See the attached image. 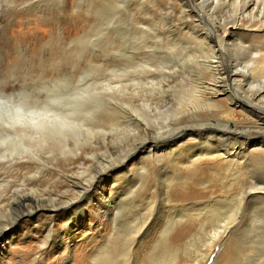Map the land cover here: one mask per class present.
Wrapping results in <instances>:
<instances>
[{
  "label": "rangeland",
  "instance_id": "rangeland-1",
  "mask_svg": "<svg viewBox=\"0 0 264 264\" xmlns=\"http://www.w3.org/2000/svg\"><path fill=\"white\" fill-rule=\"evenodd\" d=\"M183 1L0 0V100L17 102L26 97L29 98L28 102L36 99L42 103L70 84L69 88L74 85L85 86L88 91L100 96L112 94L115 97L114 105L128 110L125 101H121L128 96L120 88L110 89L106 84L129 86L128 80L144 75L137 65L142 61L140 47L149 38L141 30L153 33L157 38V46L186 45L197 18L183 20L180 14ZM254 4L259 7L255 5L257 12L264 7V0H252L247 11H251ZM214 6L219 19L228 22L234 16L233 0L218 2ZM197 10L204 12L210 11V8L204 4L198 6ZM185 11L189 12L188 9ZM247 20H237L235 27L228 25L231 34L227 42L231 47L236 40L243 39L246 32H251L249 41L261 44L262 56L255 63L259 66L264 62V30L252 32L256 30V25ZM197 30H201V27H197ZM171 37L173 40H167ZM149 41L152 42L151 39ZM152 44L156 47V44ZM255 56L253 50L243 56L241 65L234 67L232 64L231 68H237L235 73L238 76L247 77L245 68L253 66L252 59ZM261 71V68L254 70L256 82L252 85L256 87L264 80ZM186 80L188 78L185 77L182 82L185 85L188 84ZM240 85L248 91L247 85ZM219 101L221 107L232 106L223 96ZM90 102V99L86 101L89 105ZM234 111L236 118L251 121L239 125L248 135L256 136L261 132L259 128L262 126L263 114L260 113L259 118H251L238 107ZM220 112V109L216 110L217 114ZM109 122L100 121L99 125L108 129ZM168 122L170 127L187 123L174 121L172 116H169ZM160 127H166L162 120L151 122L146 126L148 135L167 133L168 129L162 131ZM112 133L113 139L97 135L93 150L84 157L86 164L82 167L77 163L72 164L71 172L65 170L66 164L62 159L42 164L41 169L37 168L33 160L11 161L15 162L11 167L6 162V165L0 163V225L11 222V227H7L0 238V264H91L95 259L94 254L101 253L99 251L104 243L109 242L112 247L116 245L120 249L122 240L129 238L126 232L128 225L123 224L121 213L118 219L122 220L119 225H123V228L120 230L118 227L115 231L109 220L110 214L103 217L100 206L108 204L109 190L114 192L110 197L113 199V202H109L110 207L125 198L126 207H130L128 203L133 202L138 210L129 209L138 212L136 216L129 214V221L141 227L131 245L129 264H160L157 261L160 253H166L165 256L171 259L166 264H196L195 258L208 249V238L214 226L208 219L211 216L210 209H200L208 205L210 198L228 204V199L237 197L240 185L245 181L244 167L208 158L189 164L194 155L185 153L184 149L188 147L184 146L197 142L196 136H184L175 144L162 147L154 157L140 150L127 161L123 158L145 132L141 135L134 130L122 139L121 132ZM241 149L238 154L240 160L246 161L251 168L259 167V162H264V153H258L251 147ZM118 162V170L114 175L104 178L102 194L100 191L93 193L92 202L83 200L78 207L54 215L46 213L48 211L44 209L20 215L27 207L19 204L18 196L29 195L32 198L30 205L34 206L37 199L45 204H50L48 201L51 200L67 201L75 198L79 191L82 193L103 165ZM126 187L138 191L130 197ZM151 199L155 201L152 212ZM231 205L227 208L233 210L236 204ZM237 213L240 219L236 227L214 241L202 264H264V202L248 198ZM149 214L152 216L149 217ZM143 218L144 224L141 223ZM171 219L175 223L167 234V245H164L159 240L165 224ZM218 229L221 230V227ZM46 240L48 243L44 244ZM120 263L121 260H118Z\"/></svg>",
  "mask_w": 264,
  "mask_h": 264
},
{
  "label": "bare ground",
  "instance_id": "bare-ground-1",
  "mask_svg": "<svg viewBox=\"0 0 264 264\" xmlns=\"http://www.w3.org/2000/svg\"><path fill=\"white\" fill-rule=\"evenodd\" d=\"M207 1L209 0L183 1V9L180 12L183 20L193 17L197 18V24H194L193 28H191L192 35L187 37L188 42L185 46L170 45L171 47L166 46L164 48L159 46L160 44L157 46V38H155L153 33L141 30L143 34H146L156 44L155 47L148 39L140 47L142 48V61L137 66L144 75H142V78L137 77L128 80L130 82L129 86L121 83L115 84V86L106 84L110 89L120 88V91L128 96L126 99H121V101H125L129 108H127L128 110H123L122 107L117 108L113 103L115 97L112 94L100 96V94H95L96 92L88 91L85 86L74 85V87L69 88L71 87L70 84L57 92L52 99L42 103H39L36 99L28 102L29 98L25 97L24 99H18L17 102L8 100L9 106L0 105V163L5 164L6 162L8 167H11L16 161L33 160L37 164V168L41 169L42 164L62 159V162L66 164L65 170L71 172L72 164L77 163L81 167L86 164L84 157H87L93 150V143L97 135L101 134L103 138L109 137L113 139L114 133L112 132L118 131V133L121 132L120 138H127L131 134L130 132H134V130L139 134L141 133V135L145 132L146 135L144 133L143 137L135 141L136 143L133 144L131 152L123 158L128 159L127 161L133 158L140 150H145L147 155L154 157L162 147L169 144L173 145L184 136H196L197 142L184 146V148L188 147L184 149L185 153L188 152V154L194 155L189 164L192 165L195 161L208 158L223 160L228 165H242L244 167L243 175L245 181L243 180L244 182L240 185L237 197L228 199L230 200L226 202L228 204L213 198H210L207 202L208 205L201 204V206L204 205V208L200 210L210 209L211 216L208 219L210 223H214V226L212 227L213 232L208 238L210 239L207 243L208 249L203 255L199 254L200 257L195 258L196 264L204 262L217 238L228 234L229 230L232 232L236 227L237 221L240 219L237 211L241 210L242 205L248 198L256 199V202H264V172L261 171V168L264 169V162H259V167L251 168L249 164L245 163L246 161L240 160L238 156L241 148L246 150L251 147L258 153H264V106L262 105L264 102V80L257 87L252 85L253 82L254 84L256 82L254 77L255 69H263L261 76L264 77V62L256 66V59L262 56L261 44L257 42L254 45L249 41L251 40V32H246L244 38L236 40L231 47H229L227 42V38L231 34V29L228 25L237 26V20L248 19L249 23H254V26L256 25V30L252 31L254 33L255 31L264 30V7L262 6L259 10L258 5L254 4L252 10L247 11L252 0H233L235 6L234 16L226 22V19L221 20L217 17L218 14L215 15L214 5L227 0H211L210 3H207ZM189 2L190 4H188ZM204 4L210 8V11L198 12V6ZM255 5L259 10L257 12ZM185 9H188L189 12L186 13ZM146 21L144 25H146ZM197 27H201V30H197ZM167 40H173V38L171 37ZM157 41L159 42L160 40ZM253 50L256 55V58L252 59L253 66L250 64L251 66L248 68L243 67L247 77L238 76L235 73L237 68L231 67L241 65L243 56L249 55ZM174 59L177 61L175 62ZM185 77L186 79L188 78V81L186 80L188 82L187 85L182 83ZM240 83H243L244 86L247 85L248 91L243 90ZM168 92H170L169 97L171 99L167 96ZM222 96L229 101L232 105L231 108L221 107L219 98ZM89 99L92 100L90 105L86 103ZM17 106L23 110L28 122L23 124L14 122L12 109ZM236 107L247 113L251 118H259V115L263 114L262 126L259 128L261 132H258L259 134L250 136L244 128L239 127V125L249 124L251 121L246 118H236V111H234ZM218 109L221 111L219 114L216 113ZM8 113H12V115ZM169 116H172L174 121H186L187 123L170 127ZM105 120L111 121L108 129L99 125L100 121L105 122ZM158 120H162L166 124L165 128L160 127L159 129L162 131L163 129H168L167 133L159 132L156 135L149 136L146 126L151 122L158 123ZM11 161L15 162L10 163ZM118 164L119 162L103 165L98 170V174L90 179L88 186H84L85 190L82 193L78 190L80 193L76 194L75 198L67 201L51 200L48 201L50 204H45L37 199V204L34 206L30 205L32 204V198L29 195L22 194L18 196L19 204L27 207V209L25 208L20 212V215L22 213L31 214L36 209H44L48 211L46 213L54 215L74 206L78 207L79 204L83 203V200L92 202L93 193L95 194L97 191L101 193L103 191L102 181L106 176L116 173ZM126 191L128 196H133L138 190L135 191L133 187H126ZM108 193V204L100 206L103 209V217L110 214V218H108L115 231L118 230L120 221L123 220V224L128 225V229L124 230H126L129 238L122 240L120 249L116 245L112 247L109 242L104 243L101 251H99L101 253L97 252L94 254V260L91 258L93 262L91 264H118V260H121L120 264H129L131 245L141 227H136V224H132L128 215L136 216L138 212L129 209L134 208L137 210V208L133 205V202L132 204L128 203L130 207H126L124 205L125 198L120 200V202H114V205L110 207L109 202H113L110 197L113 196L114 192L109 190ZM231 204H236L235 208L237 211H234L235 208L233 210L227 208ZM150 207V212H152L155 208V201H152V199ZM121 213L124 218L119 221L118 215L120 214L121 216ZM150 216L152 215L149 214ZM13 220L14 218L11 221ZM134 220L133 222L135 223L136 221ZM51 221L52 219H50ZM144 221L145 218H143L141 223L144 224ZM174 223L175 220L171 219L165 224V229L159 240H162L164 245H167V234L170 233ZM220 223H222V226H220ZM10 224L11 222H7L0 225V238ZM219 227H221V230L218 229ZM121 228H123V225L120 230ZM45 243H48V240L44 241ZM160 254L157 258L160 264H166V262L168 263L171 260L165 256L166 253Z\"/></svg>",
  "mask_w": 264,
  "mask_h": 264
},
{
  "label": "clouds",
  "instance_id": "clouds-1",
  "mask_svg": "<svg viewBox=\"0 0 264 264\" xmlns=\"http://www.w3.org/2000/svg\"><path fill=\"white\" fill-rule=\"evenodd\" d=\"M0 104H4L5 106H9L8 101H0ZM14 113V115H12ZM12 113H8L9 115H12V118L15 123L23 124L28 122L27 118L25 117V114L23 113V110L17 106L12 109Z\"/></svg>",
  "mask_w": 264,
  "mask_h": 264
}]
</instances>
